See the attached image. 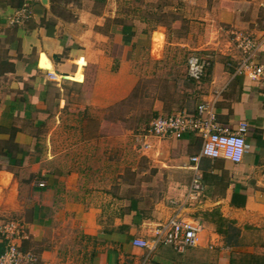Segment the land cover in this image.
Listing matches in <instances>:
<instances>
[{"label": "crops", "instance_id": "0c3cea01", "mask_svg": "<svg viewBox=\"0 0 264 264\" xmlns=\"http://www.w3.org/2000/svg\"><path fill=\"white\" fill-rule=\"evenodd\" d=\"M56 1L0 0V215L24 225L23 248L44 264H264V103L257 81L236 70L242 51L232 34H249L252 58L264 64V0H183L189 32L172 41L213 63L200 82L188 78L186 63L191 89L181 93L192 104L169 95L155 107L159 117L197 113L205 103L220 127L247 123L242 161L193 162L200 133L150 137L151 149L134 148L152 162L160 191L135 198L109 194L107 149L92 147L108 137L83 136L92 147L87 154L66 147L55 129L67 108L89 111L88 123H96L92 112L131 95L152 30L133 21L109 32L95 18H65ZM72 84L82 88L80 97ZM195 173L202 190L191 198ZM173 216L200 220L197 245L179 250L157 240Z\"/></svg>", "mask_w": 264, "mask_h": 264}, {"label": "rangeland", "instance_id": "374dc122", "mask_svg": "<svg viewBox=\"0 0 264 264\" xmlns=\"http://www.w3.org/2000/svg\"><path fill=\"white\" fill-rule=\"evenodd\" d=\"M56 2H58L56 10L65 18L81 19L84 23H94L91 19L95 18V21L106 23L104 27L109 28V32L122 25L134 24L133 21L144 22L142 24L152 30L150 50L140 64V78L131 95L107 110L99 109L92 112L98 117L96 123H88L91 118L89 111L78 109L71 111L67 108L64 119L56 124L55 132L64 145L71 149L75 146L76 148L83 146L87 154L92 147L93 151L100 148L107 149L104 153L109 155V194L114 197L135 198L146 193L155 197L160 191L159 186L155 185L157 173L152 167V162L134 148L136 145L133 136L156 118L157 97L173 95L180 100V96L183 95V104L189 105L193 102L191 98L187 102L184 101L186 96L181 93L191 89L190 80L185 78V68L187 58L193 50H188L185 46L172 41L174 37L187 36L189 32L184 18V1L57 0ZM193 29L201 32L196 27ZM166 34L168 43L165 45ZM70 89L80 97L81 87L72 84ZM89 133H97L99 138L108 137L109 140L103 141V145L98 140V145L92 144L90 147L88 142L82 139ZM92 155H95V152ZM91 157L98 162L101 160L99 156ZM87 158L88 155L85 159L82 158L85 163L88 162ZM11 217L8 214H1L0 224Z\"/></svg>", "mask_w": 264, "mask_h": 264}, {"label": "built area", "instance_id": "2783aa9c", "mask_svg": "<svg viewBox=\"0 0 264 264\" xmlns=\"http://www.w3.org/2000/svg\"><path fill=\"white\" fill-rule=\"evenodd\" d=\"M238 42L242 56L236 61L237 72H247L256 81L264 103V64L257 63L252 58L256 43L249 34L232 32ZM213 63V57L200 52H192L187 58V76L190 80L200 82L207 74ZM232 66V63H228ZM213 109L202 103L197 113L176 112L166 116L154 118L146 127L135 134L136 147L143 150L152 148L150 137L175 136L181 138L187 132L200 133L203 142L198 155L191 157L198 162L202 157L224 158L233 163H240L247 151L246 131L247 123L239 124L235 131L220 127L216 122ZM44 186V182L38 183ZM191 198H197L202 190L201 176L195 173L189 188ZM173 203L177 204L176 201ZM202 224L197 218H182L173 216L161 225L158 241L172 245L179 250L193 247L199 242ZM0 238L3 243V252L0 254V264H44L37 253L23 248L22 241L28 238L24 225L14 219H8L0 225ZM157 242V241H156ZM136 245L147 247L146 241H135Z\"/></svg>", "mask_w": 264, "mask_h": 264}, {"label": "trees", "instance_id": "16d2710c", "mask_svg": "<svg viewBox=\"0 0 264 264\" xmlns=\"http://www.w3.org/2000/svg\"><path fill=\"white\" fill-rule=\"evenodd\" d=\"M115 30V28H113ZM3 252V246L0 245V254Z\"/></svg>", "mask_w": 264, "mask_h": 264}]
</instances>
